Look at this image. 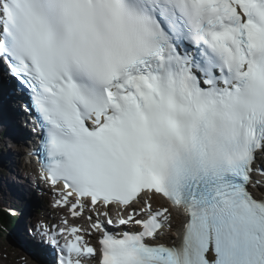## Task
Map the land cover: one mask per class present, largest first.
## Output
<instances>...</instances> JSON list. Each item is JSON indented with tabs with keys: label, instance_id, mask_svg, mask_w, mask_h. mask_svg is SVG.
I'll use <instances>...</instances> for the list:
<instances>
[{
	"label": "bare ground",
	"instance_id": "obj_1",
	"mask_svg": "<svg viewBox=\"0 0 264 264\" xmlns=\"http://www.w3.org/2000/svg\"><path fill=\"white\" fill-rule=\"evenodd\" d=\"M11 106L12 104L9 100V95H7L4 92H1L0 93V169H1L0 208L5 210L9 214L8 217L10 218L11 222H13L14 224V231L11 232V235L13 237L18 236L21 240L25 242H29V239L31 238H29L27 235L29 230L28 232L25 231L26 226L23 218L26 215L30 214V212H32V210L35 208L36 198L31 188L23 187V185H25L24 182L30 179L28 176H24L23 178H21L18 175V172L15 169V165L18 167L21 164L20 157L16 154V152H14L10 148L14 140H18L19 138H23V137L26 138L28 132H26V130L21 126V123L19 122V118L21 117L20 114L23 111V109L20 108V110L18 111L16 108H12ZM3 114H7L10 116L7 118ZM5 171H7L8 173L6 174ZM254 182L255 183L258 182L260 184V186L257 188L258 193L264 194V184L262 179L257 177L254 179ZM60 197L62 201L66 202L67 200H69L66 194H60ZM145 198L146 197L144 196L143 199ZM146 199L149 200V198ZM153 199L155 201L159 200L156 197H152V200ZM61 211L62 214L64 215L66 214V212H64L63 210ZM167 217L172 218L173 217L172 213L168 211ZM75 222H79V220H75ZM175 224H177V221ZM177 234H178L177 232L176 233L174 232L172 234V237L169 236L167 238H163L161 242L163 243L166 242L168 244L175 243L177 241L176 239ZM38 247H40V245ZM13 250L16 251V248H13ZM44 250L47 252L46 254L49 257L50 253L48 252V250L46 248ZM43 259H45V256L43 257ZM30 261L32 260L30 259ZM15 262H17V264L22 263L18 259H16Z\"/></svg>",
	"mask_w": 264,
	"mask_h": 264
},
{
	"label": "rangeland",
	"instance_id": "obj_2",
	"mask_svg": "<svg viewBox=\"0 0 264 264\" xmlns=\"http://www.w3.org/2000/svg\"><path fill=\"white\" fill-rule=\"evenodd\" d=\"M15 169L17 171L16 165H15ZM0 171H1V169H0ZM5 173L7 174L8 172L5 171ZM52 209L53 208L49 207L48 205H44V204L41 205L39 202H37L35 205V208L32 210L30 215H32V217H34V219L37 218L38 220L42 219V220L48 221L50 218L49 212ZM64 211H65V209H64ZM57 214L60 217V214H61L60 210H59V212H57ZM28 217L29 216H25V218H24L25 224H27L29 221ZM55 218H56V216H55ZM174 220H176V219H174ZM85 221H87V220L85 219ZM12 231H14V230H12ZM16 240H19V237L18 236L13 237L10 234V232H7L5 234L0 233V264H17V262H15L16 259H18L19 261H21L23 263V259H24L23 258V256H24L23 252L19 251L18 249H16V251L13 250L14 247L12 246L13 245L12 242H16ZM22 263H20V264H22ZM25 263L28 264L29 263L28 260L25 259Z\"/></svg>",
	"mask_w": 264,
	"mask_h": 264
},
{
	"label": "trees",
	"instance_id": "obj_3",
	"mask_svg": "<svg viewBox=\"0 0 264 264\" xmlns=\"http://www.w3.org/2000/svg\"><path fill=\"white\" fill-rule=\"evenodd\" d=\"M11 220L8 215L0 209V233L2 224L6 226V228L10 227Z\"/></svg>",
	"mask_w": 264,
	"mask_h": 264
}]
</instances>
